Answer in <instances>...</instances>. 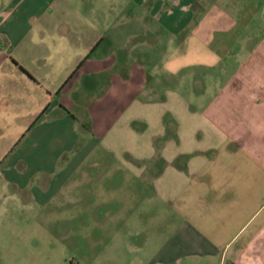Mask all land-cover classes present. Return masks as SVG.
Returning a JSON list of instances; mask_svg holds the SVG:
<instances>
[{
  "label": "crops",
  "instance_id": "obj_1",
  "mask_svg": "<svg viewBox=\"0 0 264 264\" xmlns=\"http://www.w3.org/2000/svg\"><path fill=\"white\" fill-rule=\"evenodd\" d=\"M9 148L16 181L127 167L137 264H264V0H0Z\"/></svg>",
  "mask_w": 264,
  "mask_h": 264
},
{
  "label": "rangeland",
  "instance_id": "obj_2",
  "mask_svg": "<svg viewBox=\"0 0 264 264\" xmlns=\"http://www.w3.org/2000/svg\"><path fill=\"white\" fill-rule=\"evenodd\" d=\"M9 149L0 150V264H137L138 234L128 235L133 215L142 218L159 205L147 201L150 194H133L150 189L127 167L112 158H105L108 165L85 162L60 185L63 154L52 173L25 178L26 168L18 166L24 177L16 181L9 175L16 166H8L15 150Z\"/></svg>",
  "mask_w": 264,
  "mask_h": 264
}]
</instances>
